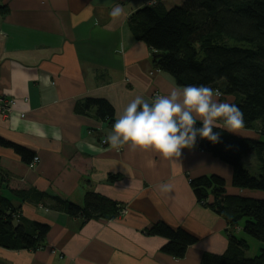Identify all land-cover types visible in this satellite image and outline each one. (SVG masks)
Masks as SVG:
<instances>
[{
	"label": "crops",
	"instance_id": "obj_1",
	"mask_svg": "<svg viewBox=\"0 0 264 264\" xmlns=\"http://www.w3.org/2000/svg\"><path fill=\"white\" fill-rule=\"evenodd\" d=\"M148 3L0 0V96L14 100L10 112L0 110V138L38 157L29 167L12 147L0 145V194L17 209L20 223L48 226L35 250L0 247V264H200L204 252L225 251V220L197 201L189 181L216 174L229 184L228 165L193 147L164 157L130 143H105L132 99L150 100L179 87L154 67L155 51L128 27L129 15ZM116 6L123 13L114 18L109 13ZM86 98L106 100L112 119L99 118L94 108L78 111ZM165 184L170 189L161 191ZM11 190H36L79 205L92 192L119 204L120 213L83 221ZM242 193L264 198L263 192ZM156 221L196 237L182 258L161 252L166 239L147 232Z\"/></svg>",
	"mask_w": 264,
	"mask_h": 264
},
{
	"label": "trees",
	"instance_id": "obj_2",
	"mask_svg": "<svg viewBox=\"0 0 264 264\" xmlns=\"http://www.w3.org/2000/svg\"><path fill=\"white\" fill-rule=\"evenodd\" d=\"M151 1L133 11L127 24L136 40L160 54L153 58L154 67L170 75L178 86L204 84L218 89L220 102L235 103L244 114V126L238 132H228L218 121L221 127L213 131L220 134L219 142L198 137L193 146L231 168L229 184L216 174L189 181L197 201L227 224L225 251L204 252L200 264H264V198L242 193H264V0H183L169 8L161 0ZM230 40L249 45H233ZM228 97L232 99L226 101ZM91 108L99 118L113 117V108L101 98H86L76 109L86 112ZM0 145L12 147L26 163L33 158L29 150L10 145L2 138ZM250 154L258 162L256 174L242 165V159ZM11 193L83 221L112 219L120 213L115 201L92 192L85 194L82 205L36 190ZM19 217L11 201L0 194V247H41L48 226L38 222L22 224ZM239 226L263 244L257 255L246 256L247 241L234 233ZM147 232L164 237L161 252L176 259L182 258L187 247L196 241L183 228L163 221L152 223Z\"/></svg>",
	"mask_w": 264,
	"mask_h": 264
},
{
	"label": "clouds",
	"instance_id": "obj_3",
	"mask_svg": "<svg viewBox=\"0 0 264 264\" xmlns=\"http://www.w3.org/2000/svg\"><path fill=\"white\" fill-rule=\"evenodd\" d=\"M122 13L116 6L109 15L115 18ZM220 95L218 89L204 84H187L150 100L136 96L117 114L105 143L113 148L130 143L133 148L151 149L164 157H180L181 150L193 147L198 137L217 143L220 134L213 129L221 127L218 121L228 132H238L244 126L242 110L235 103L220 102ZM54 138L61 139L58 133ZM170 187L165 184L161 191Z\"/></svg>",
	"mask_w": 264,
	"mask_h": 264
},
{
	"label": "rangeland",
	"instance_id": "obj_4",
	"mask_svg": "<svg viewBox=\"0 0 264 264\" xmlns=\"http://www.w3.org/2000/svg\"><path fill=\"white\" fill-rule=\"evenodd\" d=\"M149 1H151V0H149ZM181 2L180 1L174 2V0H165L167 7H172L174 5H178ZM230 44H233V45L236 44V45H241V46H245V47H247L249 45L245 42H236L234 40H230ZM257 163L258 162H257L256 158L253 159V157H251V156H248V157H245L242 159L243 167L248 169V171L251 174H256L258 172V164ZM235 235L237 237L243 238L247 241V243L249 245V249L246 251V256L253 257L259 253L260 248L263 245L260 241H258L256 239H254L253 237L247 235L246 233L243 232L242 229H240L238 231L235 230Z\"/></svg>",
	"mask_w": 264,
	"mask_h": 264
},
{
	"label": "built area",
	"instance_id": "obj_5",
	"mask_svg": "<svg viewBox=\"0 0 264 264\" xmlns=\"http://www.w3.org/2000/svg\"><path fill=\"white\" fill-rule=\"evenodd\" d=\"M153 3L152 1H149V4ZM160 95L159 93L155 92L154 97ZM14 104V100L3 98L0 96V110L1 112L8 113L11 110L12 105ZM38 162V157L33 156L32 160L28 163L29 167H33Z\"/></svg>",
	"mask_w": 264,
	"mask_h": 264
},
{
	"label": "water",
	"instance_id": "obj_6",
	"mask_svg": "<svg viewBox=\"0 0 264 264\" xmlns=\"http://www.w3.org/2000/svg\"><path fill=\"white\" fill-rule=\"evenodd\" d=\"M159 55H160L159 53H157V52H153L152 57H153V58H156V57H158Z\"/></svg>",
	"mask_w": 264,
	"mask_h": 264
}]
</instances>
